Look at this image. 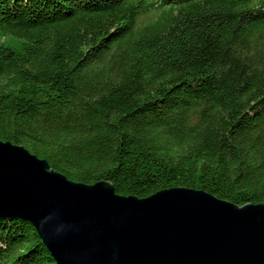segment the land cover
<instances>
[{
  "label": "trees",
  "instance_id": "obj_1",
  "mask_svg": "<svg viewBox=\"0 0 264 264\" xmlns=\"http://www.w3.org/2000/svg\"><path fill=\"white\" fill-rule=\"evenodd\" d=\"M0 139L121 196L264 204V0H0ZM0 264L58 263L5 220Z\"/></svg>",
  "mask_w": 264,
  "mask_h": 264
},
{
  "label": "water",
  "instance_id": "obj_2",
  "mask_svg": "<svg viewBox=\"0 0 264 264\" xmlns=\"http://www.w3.org/2000/svg\"><path fill=\"white\" fill-rule=\"evenodd\" d=\"M24 220L58 264H264V204L201 190L121 196L70 181L0 139V221Z\"/></svg>",
  "mask_w": 264,
  "mask_h": 264
},
{
  "label": "rangeland",
  "instance_id": "obj_3",
  "mask_svg": "<svg viewBox=\"0 0 264 264\" xmlns=\"http://www.w3.org/2000/svg\"><path fill=\"white\" fill-rule=\"evenodd\" d=\"M146 20L150 22L151 21V18H147Z\"/></svg>",
  "mask_w": 264,
  "mask_h": 264
}]
</instances>
